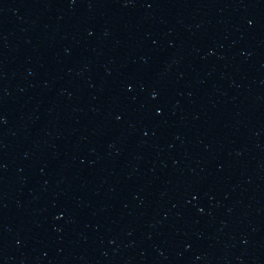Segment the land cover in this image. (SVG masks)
<instances>
[{"label": "water", "instance_id": "water-1", "mask_svg": "<svg viewBox=\"0 0 264 264\" xmlns=\"http://www.w3.org/2000/svg\"><path fill=\"white\" fill-rule=\"evenodd\" d=\"M0 264H264V0H0Z\"/></svg>", "mask_w": 264, "mask_h": 264}]
</instances>
